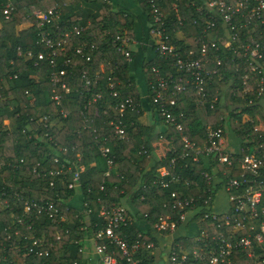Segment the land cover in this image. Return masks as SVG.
<instances>
[{
    "label": "trees",
    "instance_id": "1",
    "mask_svg": "<svg viewBox=\"0 0 264 264\" xmlns=\"http://www.w3.org/2000/svg\"><path fill=\"white\" fill-rule=\"evenodd\" d=\"M153 1L162 12L169 42L179 45L181 53L201 46V41L216 42L217 49L207 48L213 58L221 59V64L211 61V68L216 70L204 78L199 90L190 71L178 70L174 56L160 55L151 46L154 54L142 63L141 70L147 101L157 120L147 123L142 113V91L131 76L134 53L130 44L139 35L149 36V27L154 24V5L149 0H133L146 17L144 24L140 22L144 25L140 32L136 30L137 17L113 0H12L13 10L8 18L2 13L7 0H0V264L83 261L79 248L104 225L102 206L126 207L132 219L116 232L130 242L157 241L151 225L163 204L171 206L176 201L170 196L171 191L179 198H195L192 207L197 211L189 220L196 223L194 229L200 239L176 237L175 241L185 251L201 248L206 241L217 248L214 238L222 232L233 247L226 261L218 264H251L261 251L262 245L254 242L255 252L248 255L236 242L250 232V225L257 230L264 214L259 218H243L233 213L231 202L229 213L241 220L244 228L230 237V226L223 222L216 227L210 224L211 219L203 218V211L208 208L202 203L211 191L221 190L220 180L239 177L242 172L239 159L243 154L255 146L264 152V100L256 95L254 75L249 83L253 89L245 91L241 79L244 64L240 71L235 70L233 51L223 46L224 39H220L225 29L221 20L206 27L207 17L198 9L201 0ZM80 3L94 6V10L89 8L80 15L77 11ZM51 7L58 8V13L43 28L55 39L63 38V33L69 31L61 44L62 50L55 47L57 67L65 69L64 80L70 88L67 93L58 90L62 94L61 105L50 98L51 66L46 57L51 49L40 41L32 15L33 9ZM28 51L30 56L26 55ZM40 52L44 59H38ZM65 59L67 63L62 64ZM99 66L101 72L97 71ZM84 72L90 81L87 90ZM157 74L172 75L174 82L185 86L176 90L168 82L163 103L175 119L170 124L155 113L159 104L152 101L155 91L149 83ZM110 83L117 96L109 93ZM85 93L88 97L99 93L100 97L88 103ZM126 97L132 98L134 108L127 107L123 115H118L111 105ZM168 99L174 102L170 104ZM60 108L68 112L67 117L59 114ZM110 119L120 122L126 132L123 137ZM207 125L225 127V131L229 128L235 138L241 139L240 150H233V164H220L209 156L198 161H176L184 147L183 136L197 146L207 144ZM161 137L169 144L164 155L157 154L154 145ZM104 147L109 148L106 155L102 153ZM81 166L84 169L79 185L69 187L72 172ZM60 167L65 169L62 173H50ZM160 167L169 171L162 178L168 181L165 187L159 184ZM176 175L182 178L169 181ZM75 196L80 197V209L74 205ZM48 205L52 206L50 211L46 209ZM82 209L89 212L86 214ZM222 219L219 217L215 222ZM142 262L150 264V259L142 257ZM193 264L210 263L206 256L205 261L195 260Z\"/></svg>",
    "mask_w": 264,
    "mask_h": 264
},
{
    "label": "built area",
    "instance_id": "2",
    "mask_svg": "<svg viewBox=\"0 0 264 264\" xmlns=\"http://www.w3.org/2000/svg\"><path fill=\"white\" fill-rule=\"evenodd\" d=\"M154 5L153 0H149ZM58 9V8H57ZM57 9L54 7L43 9H33L32 15L35 19L36 27L39 29L37 35L40 36V41L47 45L51 51L46 57L51 66L49 73V80L51 82L50 98L57 104L61 105L62 94L59 93V89H63L65 93L70 91L69 86L64 80L66 71L63 67H57L55 50L56 46H59V51L62 50V45L65 43V37L69 35V31L63 33V38L55 39L51 33L45 30L43 27L51 21L53 17L57 15ZM200 11H203L207 17V28L215 25L217 19L225 25L224 45L233 51V60L236 61L235 70L240 71L242 68V82L244 90H252L249 86L252 74L254 75V83L257 89V97H260L261 101L264 100V0H201V4L198 6ZM13 10L12 0H7L3 5L2 13L5 18L10 16ZM154 11V24L149 27L148 33L151 37V46H153L160 55H172L175 58V65L179 71H190L193 82L199 90L202 89L204 78L211 75L216 68H211V61L220 65L221 59L219 57H212L209 54V49L218 48L216 42L201 41V46H195L189 48L186 52L181 53L179 51L180 46L169 42V35L165 32V26H163L162 12L153 8ZM156 24H159L158 26ZM209 44V45H207ZM61 45V46H60ZM128 54V51H126ZM26 55L30 56L31 52L28 51ZM38 59H44L45 55L40 52ZM67 59L62 64L67 63ZM35 64H38L35 61ZM153 70L158 73V70L153 67ZM98 72L102 71V66L97 69ZM82 77L85 79V89H89V78L84 72ZM107 80L111 81V77L108 76ZM172 82V87L176 90H183L184 85L174 82L172 75L164 76L157 74L154 81L149 84L154 89L153 103L158 107L155 110L160 117H164L166 124L173 123L174 117L169 113L167 107L164 105V101L167 99L166 91L168 90V82ZM109 93L112 96H117V91L114 89L112 83L109 85ZM89 93V92H88ZM87 93V94H88ZM87 94H83L88 99V103H92L95 99L100 97V94H94L88 97ZM215 99V97H214ZM252 101V99H250ZM254 101V100H253ZM168 102L172 104L173 99H168ZM200 103V100H199ZM214 104V103H213ZM210 104V107L213 106ZM112 106L113 111L118 115H123L126 108L133 109L134 103L131 97H126L122 101L114 103ZM59 114L63 117H67L68 112L60 108ZM43 119H47L44 116ZM52 121V118H51ZM87 121V119H86ZM110 123L114 125L118 135L123 137L126 132L125 129L119 124L114 123L110 119ZM177 128H181V125H177ZM257 129V127H256ZM207 144L200 147L195 142L188 139L186 136L182 137L183 149L177 156L176 161L191 160L198 161L201 157L209 156L216 160L220 164L232 165L233 164V150L228 149L225 142V127L207 125L205 127ZM165 141L166 138L163 137ZM162 139V137H161ZM109 151L108 147L102 148V153L106 155ZM110 163V159H108ZM57 161V158H54ZM240 168L242 172L239 173V177L231 176L225 181L220 180L222 183L221 190H224L226 194V209L214 210L212 206L215 204V196L218 191H211L202 203L208 209L203 211V218L211 219L210 224L220 227L224 224L230 226L229 234L232 237V233L237 230L243 229L244 224L236 216L229 213L230 203H233V213L242 215L243 218L249 219L259 218L264 214V152H261L258 146L253 147L247 153L243 154L240 159ZM69 161L67 160V163ZM1 165V163H0ZM68 169H70L68 167ZM84 167L81 166L79 170L72 172V181L69 183V187H76L79 185L80 172ZM65 169L60 167L57 170H51V174L62 173ZM160 177V185L165 187L168 183L164 176L169 174L166 167H160L158 169ZM182 177L180 175L172 176L169 181H178ZM223 179V178H222ZM235 190V191H232ZM170 196L176 198V201L167 206L163 204V208L160 209L158 218L151 225L153 231L157 234V241L155 240H136L130 242L128 237H124L116 232V229L126 225L132 219L130 213L124 205H113L109 208L101 207L100 214L102 216L104 225L96 230L94 234L87 237V242L90 241L93 253L97 259L95 264H144L142 257L149 258L150 254L154 251L161 253L163 247L168 249V261L169 264H193L195 260H206L210 264H218L219 262L226 261L227 255L231 252L233 245L229 242L224 233H220L217 237H213L217 241V248L209 245V241L204 243L201 248H194L190 252L185 251L181 244L175 241V231L182 223L187 222L189 217L197 211V208H193L192 204L195 201L194 197H176L175 191L170 192ZM47 211L52 209L51 205L47 206ZM85 211L84 209H82ZM169 210L172 212H169ZM86 214L89 210L85 211ZM222 217V221L218 220ZM254 233L252 234V232ZM202 234L206 237V232L203 230ZM160 238L165 239V243L160 242ZM37 240L33 241L36 244ZM78 243V240L74 241ZM254 242L261 244L262 248L256 254L254 261L251 264H264V221H261L258 229H255V225H250V232L246 235L238 238L236 245L242 249H246L248 255L255 252ZM85 241L79 248V251L85 252ZM125 262V263H124ZM70 264H85L83 261L73 260Z\"/></svg>",
    "mask_w": 264,
    "mask_h": 264
},
{
    "label": "crops",
    "instance_id": "3",
    "mask_svg": "<svg viewBox=\"0 0 264 264\" xmlns=\"http://www.w3.org/2000/svg\"><path fill=\"white\" fill-rule=\"evenodd\" d=\"M115 3H118L119 6H125L130 9V13H133L135 17H137V31H141L142 25L146 22V17L143 14L141 8H139L137 5L134 4L133 0H113ZM83 3L79 4V7L77 11L80 13V15L85 14V12L88 11L90 8V5L88 6H83ZM92 7V6H91ZM94 10V6L90 8V10ZM143 24H141V23ZM144 27V25H143ZM150 37L146 34L142 36H137L133 39L132 43L130 44L131 50L134 53V58L132 59L131 62V76L134 79L135 83L139 86L140 90L142 91V99H143V110L142 113L144 114V120L147 123H152L157 120V116L154 114V112L151 109V106L148 103V93L146 92V81L145 77L142 73L141 67L142 63L146 60H148L151 56H153L154 51L151 49V43H150ZM157 123V122H156ZM158 128L161 127V124H157ZM163 139H158L157 141L154 142L155 145V150L157 151V154L160 155L161 151L163 152ZM225 142L226 146L228 147V141L225 137ZM240 144H241V139L235 138L234 143L232 144V149L231 150H240ZM74 205L80 209V197L75 196L74 198ZM214 210H217L215 208V204L212 206ZM222 210V209H221ZM196 227V223L194 221H190L188 219L187 222L182 223L181 226L177 228L175 231L176 237L178 236H188V237H193L194 239H200V237H196L197 235V230L194 229ZM197 229V228H196ZM196 237V238H195ZM88 240V239H86ZM85 240L84 246H85V252H83V262L85 264H95L96 262V255L93 253L91 243L90 241L87 242ZM177 243H179L177 241ZM161 257L159 256V253L157 251H154L153 253L150 254V264H163L161 261H159Z\"/></svg>",
    "mask_w": 264,
    "mask_h": 264
},
{
    "label": "rangeland",
    "instance_id": "4",
    "mask_svg": "<svg viewBox=\"0 0 264 264\" xmlns=\"http://www.w3.org/2000/svg\"><path fill=\"white\" fill-rule=\"evenodd\" d=\"M7 123V121H5ZM226 139L228 141V149H232V144L234 143L235 137L231 134V131L229 128H226ZM163 144V152L161 151L160 155H164V153L168 150L169 148V144L166 141L162 142ZM227 203H226V194L224 192V190H219L215 196V208L217 210H223L226 209ZM82 211V210H80ZM160 242L161 243H165V239L164 238H160ZM166 246V245H165ZM163 247V249L161 250V253H159V256L161 257L159 259V261H161V263L163 264H169L168 261V249L167 247Z\"/></svg>",
    "mask_w": 264,
    "mask_h": 264
}]
</instances>
